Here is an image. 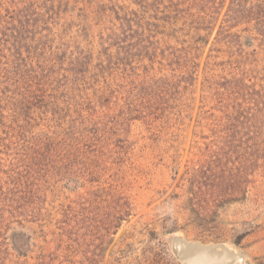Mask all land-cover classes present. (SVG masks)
I'll use <instances>...</instances> for the list:
<instances>
[{
    "label": "rangeland",
    "instance_id": "1",
    "mask_svg": "<svg viewBox=\"0 0 264 264\" xmlns=\"http://www.w3.org/2000/svg\"><path fill=\"white\" fill-rule=\"evenodd\" d=\"M149 2L0 0V264H156L152 254L165 248L167 264H180L165 238L174 230L234 245L249 264H264V163L243 126L224 134L200 89H169L166 98L142 87L131 116L116 99L72 105L56 115L82 127L70 145L36 147L55 118L20 99L25 48L95 46L105 14L127 8L148 17ZM168 70L156 62L125 78L136 89L140 76ZM218 174L239 189L217 196L209 181Z\"/></svg>",
    "mask_w": 264,
    "mask_h": 264
},
{
    "label": "trees",
    "instance_id": "2",
    "mask_svg": "<svg viewBox=\"0 0 264 264\" xmlns=\"http://www.w3.org/2000/svg\"><path fill=\"white\" fill-rule=\"evenodd\" d=\"M150 2L143 7L148 17L143 16L146 11L127 8L105 14L108 26L99 30L95 46L37 42L33 49L25 48L23 57L17 50L25 62L26 88L20 99L33 100L34 107L55 118L54 127L36 147L56 151L70 145L82 127L75 120L58 122L56 115L72 105L104 106L116 99L124 115L131 116L129 108L136 107L137 98L143 100L142 87L156 86L163 91L161 97L168 96L169 89L198 88L216 105L224 134L243 126L248 148L264 163V0ZM156 7L162 10L155 13ZM156 62L169 69L167 74H145L136 89L128 87V72L138 66L147 71ZM95 79L98 84L93 85ZM214 178L209 182L217 196L239 189L224 174ZM66 184L75 186L76 181L68 179ZM162 259L166 264L171 259L166 248L152 254L154 263Z\"/></svg>",
    "mask_w": 264,
    "mask_h": 264
},
{
    "label": "water",
    "instance_id": "3",
    "mask_svg": "<svg viewBox=\"0 0 264 264\" xmlns=\"http://www.w3.org/2000/svg\"><path fill=\"white\" fill-rule=\"evenodd\" d=\"M172 255L180 264H249L248 256L228 243H203L174 230L165 234Z\"/></svg>",
    "mask_w": 264,
    "mask_h": 264
}]
</instances>
